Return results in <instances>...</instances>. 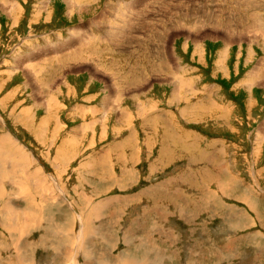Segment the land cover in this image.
<instances>
[{
  "label": "rangeland",
  "instance_id": "rangeland-1",
  "mask_svg": "<svg viewBox=\"0 0 264 264\" xmlns=\"http://www.w3.org/2000/svg\"><path fill=\"white\" fill-rule=\"evenodd\" d=\"M263 2L0 0V264H264Z\"/></svg>",
  "mask_w": 264,
  "mask_h": 264
},
{
  "label": "crops",
  "instance_id": "crops-1",
  "mask_svg": "<svg viewBox=\"0 0 264 264\" xmlns=\"http://www.w3.org/2000/svg\"><path fill=\"white\" fill-rule=\"evenodd\" d=\"M140 82H138V84H139ZM84 100H86V99H84ZM165 101H166V104H170V105H175L176 106V104H173L171 101H170V99L169 98H165ZM170 108H172V107H170ZM170 108H168V110L170 109ZM227 111V110H226ZM227 113H228V111H227ZM169 121V123H170V126L172 127V125L175 127L174 129L177 131V132H175L174 130H172L173 132H174V134L176 135V137H178V134L180 135L179 137L180 138H182V132H181V127H179V125L176 123V120H175V117H172V119L171 120H168ZM172 124V125H171ZM185 130V129H184ZM188 131H190V133L188 132ZM185 134H188V137H189V140H191L192 139V137L193 138H195V142H196V140L198 139V138H196L195 137V135H196V132L194 131H192V130H185ZM253 136H255V135H253ZM183 137H185V135L183 136ZM200 140L202 139V136H201V134H200ZM214 137V136H213ZM206 139H210V138H206ZM200 140H199V142H198V144L200 143ZM219 140H221V139H219ZM192 141H193V139H192ZM218 141V140H217ZM221 141H223V140H221ZM221 141H220V143H221ZM214 142H216V141H214ZM224 145H227V148H229L228 146H230L229 144H223L222 146H223V149H225L226 147H224ZM231 147V146H230ZM250 150L252 151V153H253V151H254V148H250ZM222 153V157L224 158V155H226V154H223V152H224V150H222L221 151ZM227 153L229 154H237L236 155V165H237V173H236V179H234L233 177V179L234 180H232L231 179V183H232V186H236V187H241L242 189H244L246 186H248L249 187V189L248 188H246L247 190H249L250 191V195H252L254 198H256V191H257V189H256V186H257V184H258V180H259V178H260V176L261 175H259V178L257 177V171H256V162H252L251 160L250 161H248V164H247V167L245 166V162L242 160V153H241V151L240 152H237V153H234L233 151H227ZM239 154H240V158H239ZM64 160H67V158H64ZM239 161H241V163H239ZM97 164H105V161H102V162H96V163H94V165H93V167L95 166V165H97ZM239 164H241L240 165V167H239ZM93 169V168H92ZM205 175H206V177H209L207 180L209 181V184H207V188H208V185H209V188H213L212 186H211V183H210V181H212L211 179L212 178H210V175L209 174H207V173H205ZM246 177L247 178H249V181H246ZM229 179V178H228ZM230 180V179H229ZM196 183V182H195ZM195 183H194V185H195ZM204 183V182H203ZM206 183H208L207 181H206ZM249 183H250V185L251 186H253L254 187V189L249 185ZM213 184V183H212ZM214 185V184H213ZM214 188H216V189H218V187H217V185H215V187ZM262 189V188H261ZM256 190V191H255ZM252 191V192H251ZM210 194V196H211V201H215V199L213 198V196L211 195L212 194V192L211 193H209ZM231 195L233 194V193H230ZM243 196V198H244V195H242ZM216 197H218V198H220L218 195H216ZM224 197L225 198H227L228 199V205H229V203L234 207V206H239V207H242V208H244L245 207V205H244V203L243 202H241L242 201V198H234V197H231V196H229L228 194H225L224 195ZM225 198H221V202H225ZM253 199V198H252ZM230 200V201H229ZM92 201V200H91ZM253 201H254V199H253ZM234 204V205H233ZM227 205V206H228ZM91 206V205H90ZM40 207V206H39ZM62 207H60V208H58L56 205L54 206V209H52V211H51V225H53V226H59L61 223H63L64 222V224H65V216H63V214H61V215H59L60 213H61V211H62ZM87 214V213H86ZM89 214V213H88ZM91 215V214H90ZM92 215H93V213H92ZM62 216H63V219H62V221H60V219L62 218ZM56 218H58L59 219V221L58 220H56ZM38 230H40V231H42V233H44V231L42 230V229H38ZM56 233H58V234H63L64 233V231H62V228L60 227V231H58V232H56ZM60 241L62 242V239H61V237H60ZM63 243V242H62ZM40 244V243H39ZM64 244V243H63ZM53 245H58L57 243H55V242H52V245L50 246V243L49 242H47V241H45V248H48L49 246H50V249H53L52 251L55 253V255L57 256V250H54V249H58L59 251H61V250H63V248H61L60 246H54L53 247ZM42 246V245H41ZM16 259V258H15ZM16 264H17V261H16Z\"/></svg>",
  "mask_w": 264,
  "mask_h": 264
},
{
  "label": "bare ground",
  "instance_id": "bare-ground-1",
  "mask_svg": "<svg viewBox=\"0 0 264 264\" xmlns=\"http://www.w3.org/2000/svg\"><path fill=\"white\" fill-rule=\"evenodd\" d=\"M130 1H131V0H130ZM249 1H250V0H249ZM253 1H254V0H253ZM120 2H121V1H120ZM124 3H125V2H124ZM254 3H255V2H253V5H254ZM263 3H264V2H263ZM247 4H248V3H247ZM249 4H250V3H249ZM251 4H252V3H251ZM122 5H123V3H122ZM122 5H120V6H122ZM125 5H127V7H129L130 9H131V7H132V9H136V6H135V3H134V2H133V3H132V2H129V3H126ZM106 6H108V5H106ZM122 7H123V6H122ZM122 7H121V8H122ZM134 7H135V8H134ZM109 10H110V9H109ZM130 11H131V10H130ZM131 12H132V11H131ZM124 13H125V12H124ZM127 14H128V13H127ZM108 15H109V14H108ZM128 15H129V14H128ZM136 15H137V12H136ZM111 16H112V15H111ZM131 16H132V14H131ZM129 17H130V16H129ZM129 17H128V18H129ZM116 18H117V17H116ZM120 19H121V18H120ZM123 19H124V18H123ZM123 19H122V20H123ZM122 20H121V21H122ZM258 21H259V20H258ZM262 21H263V20H262ZM122 22H123V21H122ZM124 22H125V21H124ZM262 23H263V22H262ZM99 24H100V21H99ZM124 24H125V23H124ZM133 24H134V23H133ZM128 25H129V23H128ZM124 26H125V25H124ZM230 26H231V25H230ZM115 27H116V26H115ZM109 29H111V27H110ZM120 29H121V28H120ZM97 30H98V29H97ZM127 30H128V29H127ZM112 31H113V29H112ZM129 31H130V30H128V32H129ZM99 32H100V31H99ZM107 32L110 34V31L107 30ZM118 32H119V29H118ZM118 32H117V33H118ZM229 32H230V31H229ZM238 33H239V32H238ZM118 34H119V33H118ZM90 35H91V34H90ZM113 35L115 36V34H113ZM226 35H227V37H230V36L232 37V36H233L232 34H226ZM80 36H81V34H80ZM85 36H87V35L82 34V37H85ZM88 36H89V35H88ZM88 36H87V37H88ZM91 36H92V35H91ZM101 36H102V35H101ZM117 36H119V35H117ZM126 36H127V35H126ZM128 37H129V36H128ZM223 37H224V36H223ZM85 38H86V37H85ZM102 38H104V37H102ZM102 38H101V39H102ZM199 38H200V37H199ZM89 39H91V38H89ZM99 39H100V38H99ZM94 40H95V38H94ZM97 40H98V39H97ZM74 43H75V42H74ZM82 43H83V42H82ZM72 45H73V44H71V46H72ZM80 46H81V45H80ZM99 48H100V47H99ZM138 50H139V49H138ZM140 50H141V49H140ZM226 51H227V50H226ZM117 92H118V91H117ZM50 93H51V92H50ZM46 95H47V94H46ZM32 96H33V95H32ZM118 97H119V96H118ZM49 99H50V98H49ZM49 99H48V101H50ZM46 104H47V103H46ZM53 106H54V105H52V108H53ZM49 111H50V110H49ZM192 116H194V115H192ZM7 156H8V155H7ZM0 158H1V157H0ZM3 165H4V164H3Z\"/></svg>",
  "mask_w": 264,
  "mask_h": 264
}]
</instances>
